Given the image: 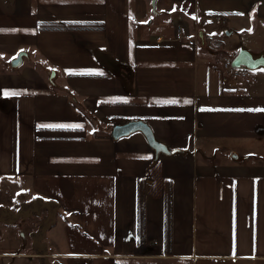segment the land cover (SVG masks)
Returning <instances> with one entry per match:
<instances>
[{
    "label": "crops",
    "instance_id": "1",
    "mask_svg": "<svg viewBox=\"0 0 264 264\" xmlns=\"http://www.w3.org/2000/svg\"><path fill=\"white\" fill-rule=\"evenodd\" d=\"M151 1L0 0V54L35 49L65 76L0 70V93H21L0 106V178H27L82 228L64 225L66 264H264V75L241 85L187 30L221 10L264 27V0H158L154 26ZM91 48L132 66V91ZM132 119L189 153L155 161L141 132L112 138Z\"/></svg>",
    "mask_w": 264,
    "mask_h": 264
},
{
    "label": "rangeland",
    "instance_id": "2",
    "mask_svg": "<svg viewBox=\"0 0 264 264\" xmlns=\"http://www.w3.org/2000/svg\"><path fill=\"white\" fill-rule=\"evenodd\" d=\"M157 10V13L152 10L148 21H151L152 26L162 19L160 15L158 16V7ZM223 11L211 15L200 12V23L187 28V30H191L190 33L197 42V47L199 45L204 49L205 44L210 46L215 53L213 63L228 71L224 65L227 63L231 66L234 52H238L241 48L257 52L256 49L264 47V27L252 28L249 15L246 12ZM179 25H182L179 31L181 34L178 33ZM178 26L177 34L182 37L186 34L187 25L181 23ZM28 52L33 57L36 53L35 49L29 47ZM17 53L6 54L7 61L9 62ZM203 58L205 57L200 58V67L207 69L210 64L202 61ZM31 62L30 57H26L24 63L14 68V71L27 67ZM38 68L46 75L55 71V76L47 79L52 86L60 85L65 77L59 70L47 68L46 64H42ZM262 75H264L263 69H241L237 81L241 85H245L248 81L258 79ZM217 149L216 147L215 151ZM51 205L50 201L38 197L27 178H0V248L3 250L16 248L17 251L20 249L22 252L21 254H10L5 258V264H64L57 254L63 251L65 246L63 229L69 216L66 213H61V208L53 206L55 204ZM21 232H24L26 236L24 248H22L24 241ZM39 249L44 251L43 257H38L40 256L37 254Z\"/></svg>",
    "mask_w": 264,
    "mask_h": 264
},
{
    "label": "water",
    "instance_id": "3",
    "mask_svg": "<svg viewBox=\"0 0 264 264\" xmlns=\"http://www.w3.org/2000/svg\"><path fill=\"white\" fill-rule=\"evenodd\" d=\"M157 2L158 0L151 1V7L153 12L157 13ZM151 22V21H150ZM149 22V23H150ZM231 33V32H228ZM29 56V53L24 50L23 54L16 59L13 58L10 61L12 67L17 68L24 63L26 57ZM231 66L238 69H248V70H264V50L253 52L246 48H241L234 58L231 61ZM119 74V73H118ZM125 74V71H123ZM55 76V71L51 73V78ZM141 132L149 146L154 150L155 153V161L158 160L160 154H164L167 156H173L176 154H186L189 153V150L186 148H171L166 143L158 139L156 133L154 132L152 126L143 119H132L122 123H116L113 125L111 136L115 140H118L122 137L129 136L132 133ZM160 146H163L162 148ZM21 236L23 237L24 244L22 248H24L26 244V236L24 232H21ZM32 256V255H31Z\"/></svg>",
    "mask_w": 264,
    "mask_h": 264
},
{
    "label": "trees",
    "instance_id": "4",
    "mask_svg": "<svg viewBox=\"0 0 264 264\" xmlns=\"http://www.w3.org/2000/svg\"><path fill=\"white\" fill-rule=\"evenodd\" d=\"M91 49L98 56V58L100 59V61L103 64L111 65L116 69V72L119 73L118 75H119L121 82L123 83L124 87L128 91H132L133 90V83H134V71H133L132 66L128 62H126L125 60L119 59L116 56H114L113 54L108 53V52H106L100 48H91ZM7 60H8L7 56H3V55L1 56V54H0V70L1 69H3V70L14 69V67H12ZM34 63L37 67L42 66L40 61H35ZM123 71H125V74H123ZM68 90L70 92V96H71L72 101L74 102V105L77 108H79L80 105H79V101H78L77 97L75 96V94L72 92L71 89H68ZM0 106H2L3 108H9V106H10L9 97L5 96L1 93H0ZM51 204H55L53 206L57 207L56 203H50V206H52ZM55 207H54V209H55ZM60 211H61V213H64L62 210H60ZM53 215H54V211H53ZM68 218H69V220L67 222H70L72 225L76 226L77 228L82 229L78 224H76L75 222L70 220V217H68ZM37 254L40 255L38 257H43L44 251L42 249H39L37 251ZM61 259L64 261L63 263L66 264V260L64 258H61Z\"/></svg>",
    "mask_w": 264,
    "mask_h": 264
},
{
    "label": "snow or ice",
    "instance_id": "5",
    "mask_svg": "<svg viewBox=\"0 0 264 264\" xmlns=\"http://www.w3.org/2000/svg\"><path fill=\"white\" fill-rule=\"evenodd\" d=\"M175 10V9H174ZM193 18H195V17H193ZM0 31H4V30H0ZM12 31H15V30H12ZM249 31H250V29H249ZM23 52H24V50L23 49H21L17 54H16V56H14L13 57V60L15 61L16 59H18L22 54H23ZM66 71H70V70H66ZM79 74H87V75H100V76H102V75H104V73L103 72H97V71H94V70H89V71H87V72H81V73H79ZM21 93H19V92H14V91H4V93H3V95H5V96H19ZM165 103H177V101H165ZM184 103H191V101H189V100H186V101H184ZM203 110V109H202ZM260 111H264V109H259ZM41 127H49V126H44V125H42ZM57 127H72V126H64V125H58ZM74 127H77V128H81V127H83L82 125H75ZM161 148L163 147V146H160ZM148 158H150V157H140V159H148Z\"/></svg>",
    "mask_w": 264,
    "mask_h": 264
},
{
    "label": "built area",
    "instance_id": "6",
    "mask_svg": "<svg viewBox=\"0 0 264 264\" xmlns=\"http://www.w3.org/2000/svg\"><path fill=\"white\" fill-rule=\"evenodd\" d=\"M182 25H179L178 26V33L179 34H181V32H179L180 30H181V27ZM224 67L226 68V69H229L230 67H231V72H232V75H235V76H239L240 75V69H238V68H234V67H232V66H229V64H225L224 65Z\"/></svg>",
    "mask_w": 264,
    "mask_h": 264
}]
</instances>
